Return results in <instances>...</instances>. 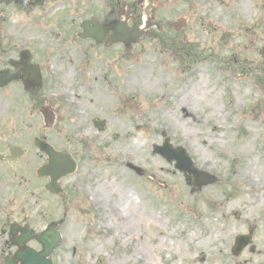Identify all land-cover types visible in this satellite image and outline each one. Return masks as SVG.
Masks as SVG:
<instances>
[{"label": "rangeland", "instance_id": "obj_1", "mask_svg": "<svg viewBox=\"0 0 264 264\" xmlns=\"http://www.w3.org/2000/svg\"><path fill=\"white\" fill-rule=\"evenodd\" d=\"M44 1L40 7L24 3L0 4V70L8 66L9 59H16L20 50L29 49L40 67L43 84L32 93L26 92L20 82L0 90V153L13 143L22 142L26 149L20 160L22 170L19 165L11 168L13 176L8 188L0 184V264L16 250L9 241V224H28L35 233L42 234L47 226L61 219L64 222L59 230L63 238L51 254L53 264H104L114 259L116 264H143L142 259L126 258L129 250L119 241L110 239L113 228L106 226V221L91 204L89 196L97 183L108 180L122 182L121 186L137 192L141 199L138 206L149 214L160 215L159 219L149 218L148 223L134 226L137 236L144 234L147 249L151 248L153 258L149 264H164L165 261L196 264L193 258L197 253L190 252L183 237L195 229L196 237L201 239L206 226L228 241L222 239L212 248L200 249L206 262L217 252L224 260H230V264H244L247 259V264H264V208H257L253 203L255 188L264 184L261 160L264 152V59L258 52L264 45V0H151L152 11L148 8V0ZM239 1L251 8L248 15L239 8L232 10L231 6ZM120 10L122 15L117 17ZM216 10V15H212ZM13 16L17 17L15 23ZM90 17L103 22L124 17L129 26L137 28L143 27L148 19L151 25L145 28L131 51L125 52L121 43L106 48L78 39L80 21ZM178 19H183L184 26L175 30L171 24ZM223 21L227 23L226 31L216 29ZM244 24L247 29L243 28ZM192 28L200 34L194 40L187 38ZM230 45H233L231 49ZM150 53L153 68L159 66L163 72L164 68L170 70V79L158 88V95H150L140 102L135 93H116L113 66L119 63L125 73L126 65L133 67L144 63L143 55ZM234 56L244 58V64L240 60L235 63ZM51 58L58 66L55 76L48 75ZM83 67L87 73L93 69L94 78L85 73L82 76ZM66 70L69 76H65ZM251 72L255 81L248 94L240 86ZM200 77L204 81L200 83L202 86L205 83L219 92L220 111L215 117L219 126L228 132L216 143L211 120L201 117V124L193 125L187 117L177 121L180 127H191L197 137L205 131L207 139H211L210 147L196 143L200 159L192 149L188 152L192 158H197L194 159L199 163V166L194 164L197 169L216 177L213 183L201 188L193 185V178L187 173L177 170L174 161L169 163L154 154L152 146L142 145L149 135L161 137L158 145L164 138H168L173 147L180 144L173 142L170 133H166L168 130L161 128L158 121L150 123L146 112L148 108L170 102L169 95L161 96L173 83L187 84ZM62 78L65 84L61 83ZM224 78L231 81L230 89L225 88ZM93 81L97 87L94 96L87 85ZM55 92H62V97L50 96ZM65 93L82 100V109L77 111L67 106ZM109 94L110 103L103 99ZM227 98H231L230 104ZM202 102L198 100L197 106ZM44 106L53 113L49 127L45 126L40 113ZM199 110L200 114L204 112L203 107ZM138 113L143 118H136ZM75 115L79 116V123L73 125ZM94 120L104 122L102 131L94 126ZM13 125L18 126L16 132L11 130ZM86 133L95 136L83 137ZM36 138L46 139L77 159V170L61 179L63 194L47 192L45 185L49 179L36 175L37 167L47 161L46 155L34 144ZM238 142L243 149L237 146ZM144 154L160 162L163 168L156 172L160 178L165 177L164 181L153 179L150 172L143 173ZM203 159L207 162L201 164ZM250 159L258 164L260 172L257 169L242 173ZM174 177L180 178L176 184L184 187L187 199L168 200L167 203L164 198L172 197V190L165 186L172 185ZM248 177L253 179L251 185L244 182ZM19 195H23L22 199ZM107 196L115 198L110 193ZM235 210L241 212L240 217ZM173 227L177 230L173 231ZM224 228H229L230 233ZM249 232L254 250L248 245L234 255L235 235ZM131 243L136 245V239ZM29 246L40 249L34 241Z\"/></svg>", "mask_w": 264, "mask_h": 264}, {"label": "bare ground", "instance_id": "obj_2", "mask_svg": "<svg viewBox=\"0 0 264 264\" xmlns=\"http://www.w3.org/2000/svg\"><path fill=\"white\" fill-rule=\"evenodd\" d=\"M232 10L239 8L244 12L246 15H248L251 11V8L246 5L245 2L239 1L237 4H233L231 6ZM218 10V9H217ZM213 11L212 15H216V13L219 11ZM219 26L216 27V29H223L226 31V25L227 23L225 21L219 22ZM244 29H247V26L243 25ZM199 33H197L194 28H192V32L190 36H187L188 39L194 40V38H197ZM233 45L229 46V49H231ZM144 60H146L144 63L140 62L137 64V66H129L126 65L125 73H123L122 65L119 63L113 66V75L115 79V91L116 93L125 92L127 94L135 93L138 101H146L147 98H149L150 95H158L157 93L159 91L158 88L163 86V84L170 79V76L168 75V72L170 71L167 68H164V72L162 69H160L159 66L156 68H153L152 63H150L152 60V55L146 54L143 55ZM240 60L243 64L245 62L244 58H238L237 56L233 57V61L235 63ZM242 64V65H243ZM255 68V66H253ZM58 68V66H54V71ZM257 68V67H256ZM65 76H69L70 72L66 73ZM63 73V71H62ZM251 75H246V79L244 80V83L242 86L243 89H245V93L249 94V90H253V84H254V78ZM56 74V73H55ZM61 83L65 84L66 81L62 78ZM174 80V79H173ZM203 81V78H196L191 81H188L187 84L184 82H176L173 83L172 86L167 89V92H164L162 94V98L165 95H169L170 102L157 105L154 108H148L147 112L149 116V122L151 123L152 120L158 121L160 127L164 130H168L166 133H170L169 137L173 139V142H179L180 146H184L187 150V153L191 149L194 151L196 156L200 159L201 152L197 149L196 143L198 142L203 147H210L211 139H207V133L205 131L202 132V134L197 137L190 129L191 127L184 128L180 127V124L178 123L181 121V118L187 117L189 121L196 124H201V117H204L205 121L211 120L212 121V132L214 136V142L219 143L218 140L220 138H225V136L228 134L226 130H224L223 127L219 126V122L215 115L220 111V104H219V92L212 90V88L207 87V84H203V86L200 84ZM224 81L226 82L225 88L228 87L230 89L231 81L224 78ZM204 82V81H203ZM92 95L94 96V93H97V87L92 86ZM242 95V94H241ZM127 96V95H126ZM205 98V99H204ZM104 100H108L110 103L112 100V97L109 94V97L106 95ZM120 99V97H119ZM159 99V98H158ZM202 99V104L200 107L197 106V101ZM123 100L121 96V101ZM65 101L71 106L73 109H76L79 111V109H82L83 101L76 100L73 98L72 95H68L65 93ZM231 98H227V103L230 104ZM204 108V112L200 114L201 108ZM223 108V107H222ZM221 108V109H222ZM136 113V111H134ZM136 118L141 119L143 117L140 116L138 113ZM75 121H77L76 124L79 123V116L75 115L74 118ZM178 121V122H177ZM122 125V124H121ZM147 125V124H146ZM117 128H121L120 125L116 126ZM217 129H223L218 131ZM165 132V131H164ZM88 137H94L95 134L86 133ZM195 137V138H194ZM159 140H161V137H157V135H149L145 138V143L142 144L144 147H150L158 145L156 144ZM183 140V141H182ZM237 146L243 149V147L240 146V143H237ZM239 151V149L237 150ZM146 157V160L143 162L144 166H141V170L144 172H150L153 179L157 178L160 181H164L165 177L157 176L156 170L159 168H163L160 166V162L150 158L148 155L144 154ZM263 159L262 165L264 166V152L261 154ZM248 157H251L249 153H247ZM144 157V159H145ZM196 157L192 158L193 160ZM162 159V158H161ZM208 159V158H206ZM206 159H203L201 164H204V162H207ZM134 160V159H133ZM197 160V158H196ZM248 164L243 167L242 173H246V171L254 172V170L259 171L258 164H254V161L252 159L248 160ZM195 165L199 166V163L195 162ZM202 166V165H201ZM168 173L170 172V169H167ZM180 180L179 177H174L171 179L172 185L165 187H168V189L172 190V197L171 195H168L166 198H164V201L168 200L174 201H184L187 199V196H184L185 189L182 186L177 185L176 183ZM253 179L251 177H248L246 179V183L251 185L253 182ZM121 183H114L113 181H105L103 183H97L95 186L93 192H91V204L95 208V212L100 216L101 219L106 221V226L108 228H113L112 233L110 234L111 240L119 241L120 245L125 247L126 250H129V253L127 254L128 260H134L135 258H139L144 260L145 262L143 264H149L151 263L153 254L151 251V248L147 249V242L146 238L143 237L144 234L135 232V224H146L149 222V218H155L159 219L160 215L156 216L153 213L149 214L147 213L146 209L140 208L138 204H140V198L137 192L133 193L123 186H121ZM175 184V185H174ZM101 187V188H100ZM254 191L255 199H254V206L257 208H264V184ZM107 193H110L111 196L115 197L114 199H110L107 196ZM143 198V195L142 197ZM144 200V198H143ZM259 211H262L259 210ZM238 217L241 216V212L239 210L234 211ZM177 230V228L173 227V231ZM224 230L229 234L230 229L224 228ZM196 231L195 229L192 230V234H184V242L189 245V250L191 253H197L196 257L193 258L194 262L196 264H230V260L226 261L224 260V257L222 255H218V253L214 254L215 257H208L206 262V256L205 254L200 250L204 249L203 247H214L215 243L220 242V240H224L226 243L228 242L226 237H220L219 232L215 233V230L211 227L209 229L207 226L205 227L204 235L201 236V239L199 237H196ZM136 239V245H134L132 240ZM131 243V247H129V244ZM179 245V244H177ZM160 258V256H159ZM209 259V260H208ZM247 260L244 261V264H247ZM104 264H116L115 259L112 261H105ZM164 264H170L169 262L165 261ZM175 264V263H171Z\"/></svg>", "mask_w": 264, "mask_h": 264}, {"label": "water", "instance_id": "obj_3", "mask_svg": "<svg viewBox=\"0 0 264 264\" xmlns=\"http://www.w3.org/2000/svg\"><path fill=\"white\" fill-rule=\"evenodd\" d=\"M2 1V0H0ZM6 3L12 0H4ZM32 3H42L41 0H30ZM81 27L83 28V33L79 34L81 38L92 37L95 39L97 43L103 41L105 45H109L112 43L122 42L125 46L126 51L131 49L132 44L136 43L138 38L143 35L142 30H138L137 28H131L127 26L126 22H112L108 25H102L95 19H89L87 21H83L81 23ZM111 30L112 35L106 39L104 36L107 32ZM262 56L264 57V46L260 51ZM27 52H23L21 54V60L12 66H15V70H7L1 72L0 74V86L8 84L10 81L18 79L22 75L23 83L25 90L30 91L32 89L38 88L41 85V78L39 75V69L30 63V56L28 57ZM42 113L46 117V111L43 109ZM46 123L49 125L50 123ZM98 128L103 129V122L97 123ZM168 139H165V143L162 147L155 146V152L160 153L167 157L170 161L175 159L177 161V168L184 172H188V174H193L195 181L194 185H197L199 188L203 185H207L213 183L215 177L212 175H208L203 171H199L195 169L189 159L180 152L177 156L170 154L168 151ZM36 144L39 148L44 151L49 158L48 164H45L37 170L38 175L40 176H49L51 178L50 183L47 185V189L52 193H59L60 187L56 180L60 177L65 176L66 174L72 172L75 168V163L70 159L67 153L56 152L51 147L43 142L36 141ZM14 153L13 149L10 150ZM20 229L12 225L10 230V237L13 244L18 247V251L11 256H8L5 260V264H52L50 259V254L54 247L57 245L59 236L56 234V227L54 225H50L48 230L42 233L41 235H32L33 232L29 230L27 227L22 230V237L15 236L17 231ZM37 239L41 245L42 250L36 252L35 250L28 248L25 243L31 239ZM250 242V237L248 236H237L236 237V245H234L235 254L239 253L245 245Z\"/></svg>", "mask_w": 264, "mask_h": 264}, {"label": "flooded vegetation", "instance_id": "obj_4", "mask_svg": "<svg viewBox=\"0 0 264 264\" xmlns=\"http://www.w3.org/2000/svg\"><path fill=\"white\" fill-rule=\"evenodd\" d=\"M25 5H28V4H25ZM8 67H9V64L6 68H8ZM16 83H19V82H16ZM10 121L13 122V118H11ZM17 127L18 126L13 125L11 130L16 132ZM13 146H17L19 148L17 150V152L21 153V156L17 159L15 164H10L6 157L9 154V151H8L9 148L13 147ZM25 153H26V149H25L22 142L21 143H13L7 147V150L5 152L0 153V182L2 183V185H6V187L8 188V182L11 181V176H13L12 172H11V168H16V167H18V165H19V167H21V164H20L21 161L20 160L24 158ZM22 168H23V166L21 167V170H22ZM22 196H20V198H22Z\"/></svg>", "mask_w": 264, "mask_h": 264}, {"label": "clouds", "instance_id": "obj_5", "mask_svg": "<svg viewBox=\"0 0 264 264\" xmlns=\"http://www.w3.org/2000/svg\"><path fill=\"white\" fill-rule=\"evenodd\" d=\"M16 20H17V17H16V16H13V17H12V22L15 23Z\"/></svg>", "mask_w": 264, "mask_h": 264}]
</instances>
